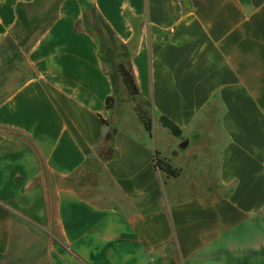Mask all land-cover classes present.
I'll return each mask as SVG.
<instances>
[{
	"label": "crops",
	"instance_id": "obj_1",
	"mask_svg": "<svg viewBox=\"0 0 264 264\" xmlns=\"http://www.w3.org/2000/svg\"><path fill=\"white\" fill-rule=\"evenodd\" d=\"M32 1L0 0V45ZM96 4L152 134L76 28L80 0H63L28 52L36 75L0 103V264H264V0ZM112 129L117 156L97 162ZM156 151L177 176L156 168ZM88 158V187L101 185L98 164L109 190L85 187L86 199L69 179Z\"/></svg>",
	"mask_w": 264,
	"mask_h": 264
},
{
	"label": "trees",
	"instance_id": "obj_2",
	"mask_svg": "<svg viewBox=\"0 0 264 264\" xmlns=\"http://www.w3.org/2000/svg\"><path fill=\"white\" fill-rule=\"evenodd\" d=\"M40 1L41 0H34L32 2L17 4L16 25L12 31L2 39L0 45V103L27 80L36 75L32 65L28 61V52L59 17V5L63 0H55L51 15L49 18H46L45 24L42 25L40 22L29 23L31 13L35 10ZM80 3L83 7V18L77 22L76 28L87 32L94 38L99 47L102 64L112 79L115 94L118 92V81L120 80L126 86L128 95L134 100L137 114L143 121L148 132L152 134L153 119L149 109V101L142 97L133 65L131 63L118 61L114 51L116 47L107 42L103 37L96 35L93 31V27L99 25L103 32H106L107 35L118 43L119 41L116 33L101 15L97 8L96 0H80ZM23 33L24 36L26 33V39L30 37L33 38L27 47H25V42L21 40ZM118 44L120 46L119 51L125 50L123 44ZM115 101V95H110L107 98V108H114ZM162 122L173 135L179 136L181 134V129L170 119L162 117ZM103 123L108 124V121L103 119ZM114 136L115 132L112 129L103 137L96 151V156H98L100 160L106 161L117 156L113 146ZM95 160V158H88L80 170L69 179L72 188L86 199L88 196L81 193L82 189L97 184V175L91 168ZM156 168L167 173L168 176L178 175V171L174 169L168 161L160 158L159 152L157 151Z\"/></svg>",
	"mask_w": 264,
	"mask_h": 264
},
{
	"label": "rangeland",
	"instance_id": "obj_3",
	"mask_svg": "<svg viewBox=\"0 0 264 264\" xmlns=\"http://www.w3.org/2000/svg\"><path fill=\"white\" fill-rule=\"evenodd\" d=\"M55 4V0H41L37 7L35 8V10L31 13V18L29 20V23L31 22H40L42 25L46 23V18H49L51 15V10L53 8V5ZM93 31L95 32L96 35L103 37L107 42L113 44L114 47H116L118 49V51L120 50V46L119 44L114 41L109 35L106 34V32H103V30L99 27V25H96L93 27ZM25 36L26 33H25ZM24 36V33L22 34V38L21 40H23L25 42V47L28 46L29 42L32 41V37L27 38ZM97 157V162H103L102 160H100V158L98 156ZM100 163V164H101ZM97 167V168H96ZM94 168L98 171L99 175H104L101 176L102 178H106L109 179L108 177H106V175L104 174L103 170H102V166L95 164ZM94 171V169H93ZM95 172V171H94ZM100 177V186L98 188V190H96L95 188H90L87 187V190H83L84 192H87L89 195L94 194V192L96 193H101L104 190H109V182L107 183L106 188L103 187V183H102V178ZM116 191V190H115ZM116 193V192H115Z\"/></svg>",
	"mask_w": 264,
	"mask_h": 264
},
{
	"label": "water",
	"instance_id": "obj_4",
	"mask_svg": "<svg viewBox=\"0 0 264 264\" xmlns=\"http://www.w3.org/2000/svg\"><path fill=\"white\" fill-rule=\"evenodd\" d=\"M185 144H186V142H185V143H182V144H181V147H184V146H185Z\"/></svg>",
	"mask_w": 264,
	"mask_h": 264
}]
</instances>
